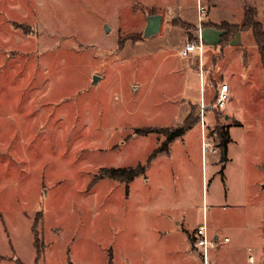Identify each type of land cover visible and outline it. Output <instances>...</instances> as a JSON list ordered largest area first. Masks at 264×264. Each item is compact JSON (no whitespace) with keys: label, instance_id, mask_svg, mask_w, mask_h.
<instances>
[{"label":"rangeland","instance_id":"rangeland-1","mask_svg":"<svg viewBox=\"0 0 264 264\" xmlns=\"http://www.w3.org/2000/svg\"><path fill=\"white\" fill-rule=\"evenodd\" d=\"M152 1L0 0V264H186L189 251L190 264H205L192 239L204 215L229 239L209 264H249L248 247L264 264V75L240 83L243 127L227 129V162L218 129L233 121L224 108L207 113L217 154L204 157L199 79L187 86L193 98L176 81L196 61L178 56L180 39L197 41L199 28L178 17L177 0ZM235 7L222 10L233 23ZM157 14L161 30L146 40ZM201 38L220 43L215 29ZM232 40L205 52L206 104ZM185 123L163 152L160 130ZM146 129L155 132L136 133ZM139 166L130 183L103 177Z\"/></svg>","mask_w":264,"mask_h":264},{"label":"crops","instance_id":"crops-1","mask_svg":"<svg viewBox=\"0 0 264 264\" xmlns=\"http://www.w3.org/2000/svg\"><path fill=\"white\" fill-rule=\"evenodd\" d=\"M155 1L156 0H154L152 2L154 3ZM197 1L198 0H177L176 1V3H177L176 7H173V8H175V13L178 15V17L182 18L183 20L188 21L189 23L196 25L197 28H199L198 35H199V33L201 34L202 32H203V34H205V32L209 29L210 30L215 29L219 33L220 40H221L222 32L218 29L219 26L221 24H224V23H229V24L241 23L243 18H244L245 9L247 7H252V8H255L257 10L258 21L263 26L262 20L264 19V3L262 0H199V3L201 5L203 4V6L206 10V15L204 17L205 18V24H209V25H205V26H200V24H199V27H198L199 14L197 11ZM179 2H181V3H179ZM229 4L236 5V7H235L236 10H234V12H236V14H234V16L237 17L236 23L228 21V17L226 15L222 14V10H224ZM245 33H247V35ZM171 37L172 36H169L168 39L175 40V38H171ZM241 38H247L248 41H246L245 43L244 42L240 43L239 40ZM252 38H253V40H252ZM185 40H186L185 38L181 37L180 42H182L181 43L182 46L178 50V56H180V51L185 47V45L187 43V42H185ZM230 47H232L235 50V55L231 56L230 60H229L230 55L227 58V65L229 63L228 66H230V67H228L226 69V71L224 70L222 72V75L225 76V77L223 76L224 81H221L217 85L214 96H212V100L209 101L210 102L209 104H206V101H205V90H206L205 85H206V79H207V76H206L207 71L205 70V62H206L205 52L210 51V50H216V49L220 51V49H221L220 44L207 45L206 43H204L203 58L200 60V57L198 54L192 55L190 58L196 59V61L193 60L191 62H188L186 64L187 70H185L184 74H182V76H180L176 80L177 84L180 86L179 88L181 90L185 89V91L184 90L183 91L186 92L187 97L193 98L195 96L194 92H190V89L187 86L190 85L191 80H193L194 84H195V77L197 79H199L201 99L199 97H197L196 100L198 102H200L204 107L207 108L204 112V127L205 128H206V126H209V121H211V119L209 118L210 116H207V113H210V112L213 113V111L217 110L215 108H211L210 106L214 105L217 94H218L219 89H220V85L222 83L228 84V86H229L228 92L230 95V101L226 105V107L224 108L225 109L224 110L225 111L224 119L228 120L229 118H231V121H233V123L223 125V126L228 127V128L243 127L242 122L240 120H238L236 117L237 109H236V107H234V102L236 101V99L240 95L239 94V89L241 87L240 83L242 85V90H243V88H246L248 86L247 83H249L251 81V79L253 78V72L260 73V74L264 75V67L262 66V63L260 62L258 48H257L256 42L254 40V37H253V34L251 31H243V32L238 33L234 37V39L232 40ZM190 58H188V59H190ZM222 60H223V58H222ZM192 64L194 67H196L195 71L193 70L194 67H191ZM184 80H187L186 81L187 85L183 83ZM262 80H263L262 92L264 93V77L262 78ZM252 90H255V88L253 87ZM241 105H243V104H241ZM243 107H239V108H243ZM209 108H211L210 111H208ZM189 114H190V112L187 113V115L185 116V118H184L185 120L188 118ZM200 129H201V135H202L201 125H200ZM177 140H179V139H177ZM173 143H171V144H173ZM211 160L217 161L215 157L212 158ZM225 166L227 168V163L225 164ZM216 234L218 235V233H214V235H216ZM248 249H252V254L254 256V262L249 261L250 253L248 252ZM189 252H187V254H186L189 257L187 259V261L184 262L186 264L191 263V260H192L191 256L194 255V253H195L194 251H189ZM196 253L199 254L197 251H196ZM258 255H259L258 253L255 254V251L252 247L247 248V262L249 264H255L257 259H258ZM217 257L218 256L215 255V258H214V260L211 261V264L220 263V261L217 259ZM205 264H209V262L205 263Z\"/></svg>","mask_w":264,"mask_h":264},{"label":"trees","instance_id":"trees-1","mask_svg":"<svg viewBox=\"0 0 264 264\" xmlns=\"http://www.w3.org/2000/svg\"><path fill=\"white\" fill-rule=\"evenodd\" d=\"M221 34L220 45L225 46L227 42H230L238 33L243 31H251L258 47L259 55L261 58V63L264 67V30L262 28L261 23L258 21L257 11L252 7H247L245 9L244 18L241 25H229V24H221L218 28ZM191 123H185L183 126L177 127L175 129H162L160 130L165 135L166 141L163 145V152L168 148V146L185 136L187 131L191 129ZM228 127H221L218 129V135L220 137L219 147L221 148V162H227V153H228V143L229 140L227 138ZM159 131V130H158ZM155 132L153 129L146 130H137L138 134H149ZM103 177H111L116 180H121L126 183L132 182L135 178L143 175L145 169L143 166H139L137 168H123V169H110L104 170ZM38 237L36 234V241ZM193 239V238H192ZM41 255V254H40Z\"/></svg>","mask_w":264,"mask_h":264},{"label":"built area","instance_id":"built-area-1","mask_svg":"<svg viewBox=\"0 0 264 264\" xmlns=\"http://www.w3.org/2000/svg\"><path fill=\"white\" fill-rule=\"evenodd\" d=\"M198 14H199V24L200 26H202L203 18L206 15V10L204 6H202L201 4H199L198 6ZM203 53H204V42L202 41L201 34L199 33L198 40L187 42L185 47L180 51V56L183 59H188L192 55L198 54L201 60L203 58ZM228 89H229L228 84L222 83L220 85V89L217 94L215 103L213 106H210L211 108L223 109L226 107V105L230 101V95ZM203 109H205L204 106ZM201 121H202V154L204 157H206L208 153L217 154V150L212 149V145L210 141H208V138L206 137V131L204 127V113L203 115H201ZM203 219H204L203 223L198 225L197 228L195 229V235L193 237V247L194 250H196L202 256L204 262L208 263L210 252L216 249L220 244L228 242L229 239L228 238L221 239L219 235L212 234L207 226L205 215ZM248 252L250 253L249 261L254 262L252 249H248Z\"/></svg>","mask_w":264,"mask_h":264},{"label":"water","instance_id":"water-1","mask_svg":"<svg viewBox=\"0 0 264 264\" xmlns=\"http://www.w3.org/2000/svg\"><path fill=\"white\" fill-rule=\"evenodd\" d=\"M163 16L160 14L151 15L147 17V24L145 30L143 32V38L146 40H150L159 34L162 27ZM106 32L110 31L108 26H105ZM99 80L98 76H93V84H97Z\"/></svg>","mask_w":264,"mask_h":264}]
</instances>
